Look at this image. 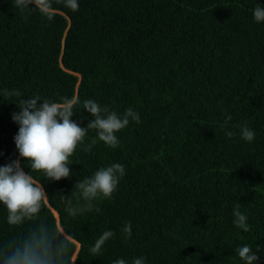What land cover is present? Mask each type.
<instances>
[{
	"label": "trees",
	"instance_id": "1",
	"mask_svg": "<svg viewBox=\"0 0 264 264\" xmlns=\"http://www.w3.org/2000/svg\"><path fill=\"white\" fill-rule=\"evenodd\" d=\"M50 3L53 19L0 0V93L78 100L72 119L83 127L94 119L87 99L141 120L115 148L92 145L89 129L67 178L33 173L47 200L30 218L9 224L0 204V264L45 236L56 264H243V245L260 247L264 264V23L252 15L264 0H79L75 12ZM18 110L0 99V165L19 158ZM245 125L251 143L240 138ZM113 163L125 168L113 196L73 215L87 203L77 184ZM237 209L250 231L235 227Z\"/></svg>",
	"mask_w": 264,
	"mask_h": 264
},
{
	"label": "clouds",
	"instance_id": "2",
	"mask_svg": "<svg viewBox=\"0 0 264 264\" xmlns=\"http://www.w3.org/2000/svg\"><path fill=\"white\" fill-rule=\"evenodd\" d=\"M13 6L24 9H34L47 19H53L50 0H12ZM63 6L73 12L79 9V0H61ZM253 20L257 24L264 23V6H257L252 12ZM0 99L18 105V111L12 113V120L19 128L14 136V142L19 158L0 165V204L8 212L9 224H17L24 218H30L40 211L42 202L47 200L45 187L37 180L33 173L40 172L47 181H59L72 174L70 157L78 148L84 145L85 136L89 129L95 130L96 138L92 145L103 142L106 146L115 148L119 145L117 133L130 123H139V113L132 108L123 113L109 110L95 100L83 101V109L91 114L87 127L73 120L74 108L78 100H68L57 103L50 99H42L39 95L22 98L18 90L0 93ZM228 115L226 120H231ZM231 135V133H229ZM240 138L248 143L255 139V132L248 126H242ZM91 151V146L83 148ZM24 165L30 168L24 170ZM125 175V168L120 163H113L96 170L90 177L77 184V189L86 201V205L79 209H70L75 215L76 211H91L93 200L110 199L118 188L119 181ZM248 218L238 209L234 211L233 223L235 227L244 232L250 231ZM124 232L131 236V225L124 227ZM114 233L103 232L89 249L93 257L102 254L103 245ZM47 237H38L24 242L12 254L3 260L2 264H56L50 255ZM260 247L253 250L248 245L236 249V254L243 264H259L260 256L257 254ZM112 264H147L143 256L133 257L131 261L125 258L113 260Z\"/></svg>",
	"mask_w": 264,
	"mask_h": 264
}]
</instances>
